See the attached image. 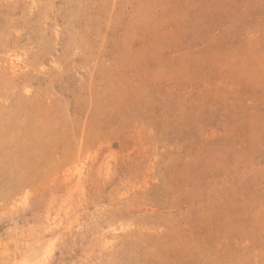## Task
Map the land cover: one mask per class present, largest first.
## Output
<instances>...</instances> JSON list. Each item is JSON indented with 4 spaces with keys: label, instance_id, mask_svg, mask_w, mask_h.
I'll return each instance as SVG.
<instances>
[{
    "label": "rangeland",
    "instance_id": "374dc122",
    "mask_svg": "<svg viewBox=\"0 0 264 264\" xmlns=\"http://www.w3.org/2000/svg\"><path fill=\"white\" fill-rule=\"evenodd\" d=\"M0 264H264V0H0Z\"/></svg>",
    "mask_w": 264,
    "mask_h": 264
}]
</instances>
